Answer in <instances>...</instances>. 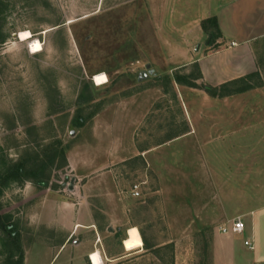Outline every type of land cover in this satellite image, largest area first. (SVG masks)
<instances>
[{
	"label": "rangeland",
	"instance_id": "1",
	"mask_svg": "<svg viewBox=\"0 0 264 264\" xmlns=\"http://www.w3.org/2000/svg\"><path fill=\"white\" fill-rule=\"evenodd\" d=\"M216 6L0 0L3 264H91L97 246L105 264H264V41L251 88L210 96L194 78ZM132 227L148 247L126 250Z\"/></svg>",
	"mask_w": 264,
	"mask_h": 264
},
{
	"label": "crops",
	"instance_id": "2",
	"mask_svg": "<svg viewBox=\"0 0 264 264\" xmlns=\"http://www.w3.org/2000/svg\"><path fill=\"white\" fill-rule=\"evenodd\" d=\"M215 2L217 6L208 9L201 21L211 17L217 18L220 34L216 44L219 47L216 51L202 53L197 58V63L201 72L200 80H203L205 85L217 87L252 72L260 73L256 46L264 41V0ZM210 48L211 46L206 47ZM124 241L125 239L123 243ZM96 253L100 254L102 263L105 264L106 254L99 246L89 254L91 264L94 262L90 255Z\"/></svg>",
	"mask_w": 264,
	"mask_h": 264
},
{
	"label": "trees",
	"instance_id": "3",
	"mask_svg": "<svg viewBox=\"0 0 264 264\" xmlns=\"http://www.w3.org/2000/svg\"><path fill=\"white\" fill-rule=\"evenodd\" d=\"M210 25H211V27H210ZM202 26H203V29L205 31L209 32L211 37H215V36L218 37L219 36L220 29H219V24H218V21H217L216 17H211V18L203 20ZM198 69H199V67H198ZM254 75L258 76L259 73H254V74H252L250 76H254ZM199 78H201V72L200 71H198V75L194 79H199ZM247 78H248V76H245V77H242V78H239V79H235V80L229 81V82H227L225 84H222L220 86H217V87H214V86H211V85H204L203 89L212 97L231 96V95H235L237 93H242V92H244V91H246V90L251 88V86L249 84H246ZM190 85L191 86H195L196 84L193 83V84H190ZM21 168H23V166L22 167L15 166V169H14L13 172L22 171ZM13 229L11 230V232L13 231ZM7 230L10 231L9 226L7 227ZM12 236H14V235H12ZM143 239H144L145 245L147 246L148 244H147L146 239L145 238H143ZM14 242L16 244L18 242V238L16 236L14 237Z\"/></svg>",
	"mask_w": 264,
	"mask_h": 264
},
{
	"label": "bare ground",
	"instance_id": "4",
	"mask_svg": "<svg viewBox=\"0 0 264 264\" xmlns=\"http://www.w3.org/2000/svg\"><path fill=\"white\" fill-rule=\"evenodd\" d=\"M18 38L22 42H29V48L33 53H38L43 50V44L39 39H34L30 31H21L18 34ZM94 82L96 85L101 86L108 82V76L106 74H97L94 77ZM144 245L142 236L137 227H132L128 230V236L124 241V246L128 251H133ZM93 264H103L99 253L93 254Z\"/></svg>",
	"mask_w": 264,
	"mask_h": 264
},
{
	"label": "built area",
	"instance_id": "5",
	"mask_svg": "<svg viewBox=\"0 0 264 264\" xmlns=\"http://www.w3.org/2000/svg\"><path fill=\"white\" fill-rule=\"evenodd\" d=\"M133 194L135 196L140 195L139 186H135V189L133 190ZM244 230H245V225L243 220H241L240 218L233 222L231 230H229L228 228L223 229L224 233H229L230 231H232L234 234H241L244 232ZM90 257L93 260L92 258L93 254H91Z\"/></svg>",
	"mask_w": 264,
	"mask_h": 264
},
{
	"label": "clouds",
	"instance_id": "6",
	"mask_svg": "<svg viewBox=\"0 0 264 264\" xmlns=\"http://www.w3.org/2000/svg\"><path fill=\"white\" fill-rule=\"evenodd\" d=\"M25 187L26 188H31L32 187V182L30 180L25 181ZM0 264H3V257H0Z\"/></svg>",
	"mask_w": 264,
	"mask_h": 264
}]
</instances>
